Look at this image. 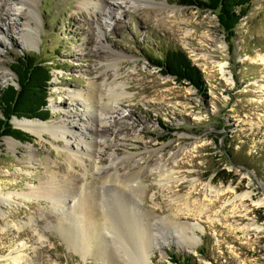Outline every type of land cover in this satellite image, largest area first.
Instances as JSON below:
<instances>
[{"label": "rangeland", "instance_id": "rangeland-1", "mask_svg": "<svg viewBox=\"0 0 264 264\" xmlns=\"http://www.w3.org/2000/svg\"><path fill=\"white\" fill-rule=\"evenodd\" d=\"M18 2L0 0V7H6L0 11V87L16 83L17 74L10 65L24 54L34 52L52 66L46 105L49 117L27 119L54 125L67 122L63 114L66 109L73 111L76 103L72 94L86 91L92 78L101 83V74L106 75L102 87L107 94L118 84L125 88L118 103L109 102L114 110L109 120L122 123V134H112L108 128L102 140L96 138L97 162L112 172L114 159L120 174L127 172L129 164L140 163L131 170L141 169L145 186L143 201L138 199L145 214L143 220L137 219L144 222L139 227L151 230L152 239L156 233L163 242L161 248L150 251L149 264H180L186 257L191 264H264V202L258 203L264 198V0L253 1L231 43L216 12L177 0H111L108 7L102 6V18L91 4L85 6L87 0H35L34 15ZM109 12L116 18H109ZM29 20L35 28L31 41L22 34ZM160 46L184 50L200 69L203 88L163 74L153 65L150 55L161 57ZM114 61L116 67L107 66ZM220 64L225 65L224 71ZM104 99L108 100L107 95ZM14 118H22L11 120L13 127L21 129ZM82 123H70L72 131L90 130L89 124ZM25 132L31 135L30 141L19 140L27 144H18L15 150L4 144V137L0 140L4 192L27 193L30 185H39L48 173L41 164L45 156L56 159L55 168L62 175H72L81 183L84 168L76 163L73 169L63 149L66 143L76 147L75 134L55 139L47 133ZM25 148L33 150L34 159H29ZM161 161L168 164L166 169H156ZM61 179L65 181L66 176ZM100 187L96 184L103 205L108 203L105 207L120 220L114 211L119 192L110 193L108 182ZM216 189L223 192L219 197ZM247 191L253 199L240 197ZM69 200L62 210L54 207L60 214L59 223H67V232L77 235L80 231L72 225ZM1 207L5 216L0 211V264H104L95 243L86 261L68 248L51 225L58 219L49 212L50 200L28 201L12 194L9 206ZM146 210L160 217L152 227L148 220L152 215ZM168 218L193 226L198 223L203 229L186 228L189 235L195 232L200 237L198 244H182L175 234L161 238L174 232ZM114 233L104 227L95 232L103 237L106 255L112 256L104 259L109 264L116 259L123 262L120 255L126 254L118 251V241L124 233L133 244L128 231ZM19 254L18 261L10 258Z\"/></svg>", "mask_w": 264, "mask_h": 264}, {"label": "bare ground", "instance_id": "bare-ground-1", "mask_svg": "<svg viewBox=\"0 0 264 264\" xmlns=\"http://www.w3.org/2000/svg\"><path fill=\"white\" fill-rule=\"evenodd\" d=\"M7 1V0H6ZM88 2L85 4V6H89L90 4L93 6L94 10L98 9V18L100 13H102L103 10H105V7H108L111 0H98L100 4L93 3L90 0H87ZM21 6H28L29 12L34 15V4L35 0H19L18 2ZM17 7V9L12 13L16 14V11H20L22 7ZM104 8H103V7ZM86 7V8H87ZM6 7H0V11L3 12ZM7 13H11V10H8ZM108 14L109 18H116V14H111L109 12ZM107 14V12H106ZM105 14V15H106ZM104 15V16H105ZM111 15V16H110ZM36 16V12H35ZM33 19H35L33 17ZM104 19V17H103ZM2 28V26H1ZM34 27L30 23V20L25 24V29L22 30L23 37L25 40H32L33 39V31ZM100 34L102 33V29H99ZM111 59H118L116 56L115 58ZM261 59L264 60V56H261ZM105 61V60H104ZM112 62V61H111ZM110 62V63H111ZM108 64L107 66H114L116 67V61H114L111 64ZM119 63V62H118ZM116 64V65H115ZM224 64H220L221 69L224 71ZM108 74V73H107ZM105 76L106 75H99V79H101L98 82V78H92L90 80L89 84L90 87L86 89V91H77L76 93L72 94L75 97L76 103L73 106L72 110H65V113L63 114L67 118L66 121H62L58 124L48 123V122H41L38 120H30L27 118L22 119H16L14 118L15 124L17 127L28 131L31 134L34 135H44L45 133L52 135L55 139L64 138L66 139L68 135L71 133L75 134L74 143L76 144V147H74L72 144L66 143L65 146H63V149L67 151V157L69 159L71 167L74 169V165L79 163V166H82L84 168V172L82 174V177L80 178L81 183H78V178L72 176V175H62V172H59L56 170L55 166L58 164L56 159L51 158V156H45V162H41L43 168L48 172L47 175H45V179L39 182V185L34 186L33 184L29 186L30 190L26 192L23 191H16L15 193L4 192L2 190V185L0 184V211L2 216L4 217V211L2 210L3 205L9 206L11 202L12 194L16 195L18 197L24 198L25 200L32 201V200H50L53 204V207L51 211V215H55L58 219L57 223H51L53 227H55L59 233L61 234V237L66 242L68 248H72L74 253L77 254L82 261H86L89 258H91L92 254V246L95 243L96 247L94 248L98 253L99 256L102 257L104 264H109L108 258L112 256L106 255V248L102 244L103 237H99L95 234L97 230L100 231L102 227L106 231H108L112 236L115 231L120 232L125 230L128 231L130 236L133 239V244H131L125 236L128 237L127 233L123 234L121 236L122 238L118 239L120 242V245H118V251L124 250V253L126 255L122 256L120 255L123 262L119 261L118 259L115 260L112 264H149V261L151 259V252H153L154 249H159L162 247L163 242L160 240L159 236L155 233L154 239H152L153 235L151 230L148 232V230H143L139 226L143 223L139 222V219L143 218L144 214V207L140 204L138 199L140 201H143V195H144V188L142 181H141V169L135 170L134 172H131L132 168H135V165L137 164L139 166V162L135 161L134 163L129 164V168L127 172L124 174H120L118 171V165L114 159L111 162V168L113 167V171L110 172V169L102 168L103 166H100L99 157L97 156V145L95 141L97 139L102 140V138L105 135V131L110 128L112 130V134H119V136L122 134V131L120 132V129H123L122 123H120L116 118L114 119V124L111 123L110 118L114 117L110 115V113H113V103H118L120 99L123 97V94L125 92V88L123 87V84H118L119 87H116L114 89H108L110 92L107 94L106 91L103 90V82H105ZM111 84V83H109ZM111 86V85H110ZM118 89V90H116ZM108 97V100L104 99V97ZM59 106V105H58ZM57 106V107H58ZM80 107V108H79ZM83 111V112H82ZM69 115H68V113ZM71 114V115H70ZM70 117L72 119H70ZM74 121H81L84 124L90 125V130L86 127H83V132H78L77 134L72 131V127L70 126V123L73 124ZM80 123V122H79ZM75 125V124H74ZM88 125V126H89ZM100 132V134H99ZM95 135V136H94ZM101 135V136H100ZM94 136V137H93ZM97 138V139H96ZM4 144L12 146V149H17L18 144H27L22 143L19 140L15 139L14 137H4ZM70 145H72L75 149L70 148ZM27 146V145H26ZM28 154L31 156L29 159H34V152L30 148H25ZM93 151V153H92ZM166 163L159 162V166L156 169H166ZM134 166V167H133ZM92 173V181H89L87 177H89V169ZM94 169V170H93ZM170 169V168H169ZM168 169V170H169ZM167 170V175H168ZM98 172V174L94 175V172ZM62 173V174H61ZM170 173V172H169ZM61 176H66L65 181L61 179ZM169 179V178H168ZM79 180V181H80ZM167 180V179H166ZM69 181L70 184L67 182ZM107 182L110 184V193L116 194V200L117 202H114L117 206L114 211L117 210L119 213L118 216L119 219L122 221L120 223V220L113 218V213L109 211L105 206H107L108 203L103 205V194L98 190L99 188H96V184H101L102 188ZM170 182V181H169ZM91 185H88L90 184ZM93 185V186H92ZM107 189V190H108ZM229 190H234L231 186L228 187ZM106 190V191H107ZM217 191V197H219L220 189H216ZM130 192V193H128ZM243 199H253V196L250 191L244 192L240 195ZM69 198H72V204L70 205V218L73 221L72 225H75L78 227L80 233L77 235L73 232H67L68 224L63 223V221H60V214L59 212H56L55 209L59 207L61 210L66 205V199H68V202L70 203ZM98 200V202H97ZM115 200V199H114ZM67 202V203H68ZM112 203V201H109ZM264 198L260 199L258 203H263ZM56 206V208L54 207ZM97 206V207H96ZM99 209H96L98 208ZM206 208V207H205ZM204 208V209H205ZM202 209V208H201ZM60 210V211H61ZM148 214H151L152 217L148 220H150L149 225L152 227L156 223V218H159V215L154 213L151 210H146ZM202 211V210H201ZM62 212V211H61ZM67 213V209L64 213V215ZM50 216H47V218H50ZM63 215V217H65ZM145 215V214H144ZM68 217V216H67ZM125 217V218H122ZM143 220V219H142ZM140 220V221H142ZM169 222L171 225H174V232H167L168 234L160 236L163 239H166V236L171 237L177 235L185 245L195 247L198 242L200 241V237L195 235V232L192 233V235H189L186 228L193 227L194 229H203L198 223L194 224H187V222L180 223L176 220L169 219ZM49 221H51L49 219ZM158 221V220H157ZM155 222V223H154ZM102 226V227H101ZM6 227H8V223H6ZM123 227V228H122ZM144 227V226H143ZM145 229V228H144ZM116 232V233H117ZM151 232V233H150ZM158 232V231H157ZM114 233V235L116 234ZM122 233V232H121ZM120 233V234H121ZM119 234V233H118ZM103 236V235H102ZM117 236V235H116ZM101 238V239H100ZM117 241V240H116ZM117 243V242H116ZM115 243V244H116ZM152 248V250H151ZM95 251V252H96ZM94 253V252H93ZM122 254V253H121ZM12 258L13 261H18L22 258V255H16ZM107 261H105V260Z\"/></svg>", "mask_w": 264, "mask_h": 264}, {"label": "trees", "instance_id": "trees-1", "mask_svg": "<svg viewBox=\"0 0 264 264\" xmlns=\"http://www.w3.org/2000/svg\"><path fill=\"white\" fill-rule=\"evenodd\" d=\"M254 0H177L181 5L195 6L216 12L220 27L228 42H232L236 26L247 16ZM162 56L150 55L153 65L161 68L163 74L175 76L178 80H188L200 89L204 84L200 69L188 54L179 48L160 46ZM17 74L16 83L0 87V140L12 136L22 142L30 141L31 135L15 128L12 118H39L47 120L50 109L48 88L52 79V66L29 52L17 57L10 65ZM180 264H191L189 257Z\"/></svg>", "mask_w": 264, "mask_h": 264}, {"label": "water", "instance_id": "water-1", "mask_svg": "<svg viewBox=\"0 0 264 264\" xmlns=\"http://www.w3.org/2000/svg\"><path fill=\"white\" fill-rule=\"evenodd\" d=\"M12 137V136H11ZM16 139V138H15Z\"/></svg>", "mask_w": 264, "mask_h": 264}]
</instances>
